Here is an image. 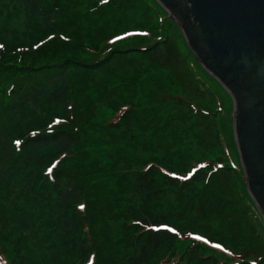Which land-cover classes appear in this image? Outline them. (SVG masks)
I'll list each match as a JSON object with an SVG mask.
<instances>
[{
    "label": "trees",
    "instance_id": "1",
    "mask_svg": "<svg viewBox=\"0 0 264 264\" xmlns=\"http://www.w3.org/2000/svg\"><path fill=\"white\" fill-rule=\"evenodd\" d=\"M138 3L163 27L140 26L129 34L101 41L89 32L75 31V37V33L68 35L63 30L69 8L77 10L86 22L113 8L124 10ZM17 6L28 21L40 27L36 37L32 33L36 27L30 34L22 31L23 38L15 35ZM148 36L154 39L147 41ZM118 55H126L128 61L135 59L133 63L144 59L166 71L176 98L158 119L157 130L170 121L172 107L174 111L182 106L197 124L204 123L205 129L210 123L213 134L208 137L218 141L221 115L216 104L222 101L204 77L214 79L200 66L177 24L155 0H90L83 4L78 0H0V146L8 158L6 163L0 162V264H34L28 256L21 258L16 246L28 236L52 253L64 249L66 255L59 264H101L103 250L96 224L107 209L91 201L95 193H90L88 178L93 170L84 159L91 142L82 140L97 121L78 107V88L83 83L75 89V80L80 78L76 75L107 68ZM128 87L124 82L123 91ZM148 104L139 107L132 98H126L118 105L114 120H106L103 128L111 131L127 125L136 114L146 112L152 105ZM31 109L44 116L24 131L13 117ZM230 119L232 123V116ZM208 142L205 138L203 146ZM216 146L220 153H214L213 159L190 161L188 167L152 159L139 168L127 166L120 172L115 193H142L137 205L108 212L120 226L129 264H264V219L247 191L242 187L235 191L236 180L244 181L239 159L233 163L229 147L224 146L221 152L220 143ZM16 167L25 174L24 185L14 177L19 173ZM130 175H136L134 184L129 182ZM157 179L178 192L195 183L215 192L212 204H179L178 219L194 213L191 220L197 222L207 215V207L214 214L235 207L231 214L221 217L224 238L208 236L205 231L191 238L199 231L195 222L179 225L172 214L154 211L153 201L163 194ZM230 187L233 199L240 204H223L231 197L222 190ZM12 233H17L10 241L16 253L8 259L4 242ZM213 246L231 248L234 258H220Z\"/></svg>",
    "mask_w": 264,
    "mask_h": 264
},
{
    "label": "rangeland",
    "instance_id": "2",
    "mask_svg": "<svg viewBox=\"0 0 264 264\" xmlns=\"http://www.w3.org/2000/svg\"><path fill=\"white\" fill-rule=\"evenodd\" d=\"M78 1L83 4L90 0ZM14 8L18 15L16 17L13 16L16 21L15 35L23 38L22 31L30 34L31 28L36 27V24L28 21L25 14L22 13L21 7L17 6ZM4 10L7 12L6 9ZM104 10L106 11V7L102 11ZM65 16L68 19L66 20V27H63L66 34H74L75 31L80 33L89 32L88 34L96 36L99 41L117 35L129 34L140 26L151 25L152 28L153 25L155 27L158 25V28H160L164 25L158 20V24H156L154 18L150 19L149 13L140 3L124 10L113 8L101 16L93 17L86 22L84 16L71 8L68 9ZM17 19L20 24H17ZM39 29L40 27H36L32 32L34 37L37 36ZM74 35L75 37L78 36L76 33ZM6 36L8 37V35ZM152 39L154 38L150 36L146 38L147 41ZM129 60L126 55H118L107 68L86 73L85 75H76L80 78L75 80V89L83 83L78 88L81 90L77 96L78 107L83 112L93 115L97 121L95 127L88 129L82 136V140L91 142L89 152L84 155L88 168L93 170V174L88 178L90 193H95L92 195L91 201L97 203L96 205L94 204L95 206L98 207L101 204L103 208L107 209L106 212H103L98 217V223L96 224L99 245L103 250L101 264H129L127 260L129 250L125 242L120 240L123 238L120 226L113 222L108 213H116L120 210H126L129 206H135L142 197V193L135 190H130L123 195L115 193V180L118 179L123 169L127 168V166L139 168L142 164L152 159L174 167L180 166L182 163L188 167L191 164L190 161L213 159L215 157L213 156L214 153H220L216 146L217 142L222 146V148L220 146L221 152L224 146L229 147L232 162L236 161V158L238 159L230 119L233 113V102L230 95L214 78L212 81L204 77V80L208 87L215 92L217 99L222 101V103L216 104L221 115L218 141H213L212 137H208V134H213L210 123L205 129V124H197L193 114H189L182 106L176 107L174 111L172 107L170 121L164 129L157 130L156 123L158 119L170 110L171 106L169 104L176 98L172 83L165 70L147 63L144 59L136 63L132 62L136 61L135 59ZM200 75L203 76L202 73ZM124 82L129 85L125 91H123ZM126 98H132V101L139 107L143 104L149 106L150 104L148 103H152V105L147 108L146 112L136 114L133 117L134 120L127 125L123 124L118 129L111 131L104 129L103 123L106 120H114L119 110L118 105L124 102ZM163 100L166 103H163ZM43 116L44 113L38 109H31L29 112L15 114L13 118L16 120L15 123L20 125L25 131L35 123H38ZM205 138H209V142L203 146ZM4 152L5 150L0 146V162L6 163L8 158ZM186 158H188V161H186ZM15 169L19 170L17 167ZM27 169L33 172L35 168ZM24 176L25 174L21 170H19V173L14 174V177L19 179L23 185L22 178ZM128 179L131 184H134L136 175H130ZM157 181H159L163 194L153 201L152 208L154 211L172 214L171 218L176 220L179 225H185L188 221L189 223L195 222V226L199 231L191 238H195L194 236L200 234V231H205L206 235L210 234L217 239L224 238L226 233L220 223L221 217L231 214L233 210H236L235 207L231 209L226 207L222 213L217 214H214L207 207V215L202 216L197 222L191 220L195 218L194 213L191 215L185 214L183 218L178 219L179 204H184L185 201L194 205L201 202L212 204L215 192L208 190L199 183H195L184 192H178L176 189L164 186L161 180L157 179ZM236 181L238 184H235V191H240L239 187L247 191L244 181ZM225 190L230 193L231 199L227 197V203L223 204H240L237 199H233L235 196L233 187L222 191ZM207 192H209V196L206 194ZM223 198L225 200V197ZM242 230H245V228L243 227ZM11 235L4 242L8 259L16 253L13 251V243L10 241L11 239L14 241L17 233H12ZM26 239L16 244L17 250L21 258L28 256L34 264H59L57 262L66 255L64 249H56L52 253L51 249H46L44 246L37 244L31 237L28 236ZM215 243L213 241L212 245H216ZM213 247H216L214 249L220 258L227 259L229 256L234 258L231 248Z\"/></svg>",
    "mask_w": 264,
    "mask_h": 264
},
{
    "label": "water",
    "instance_id": "3",
    "mask_svg": "<svg viewBox=\"0 0 264 264\" xmlns=\"http://www.w3.org/2000/svg\"><path fill=\"white\" fill-rule=\"evenodd\" d=\"M230 95L247 191L264 218V0H156Z\"/></svg>",
    "mask_w": 264,
    "mask_h": 264
},
{
    "label": "snow or ice",
    "instance_id": "4",
    "mask_svg": "<svg viewBox=\"0 0 264 264\" xmlns=\"http://www.w3.org/2000/svg\"><path fill=\"white\" fill-rule=\"evenodd\" d=\"M81 207H83V205H81Z\"/></svg>",
    "mask_w": 264,
    "mask_h": 264
}]
</instances>
